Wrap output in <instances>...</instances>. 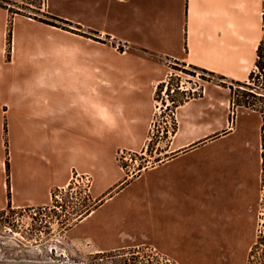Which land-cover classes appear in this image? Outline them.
<instances>
[{
  "label": "crops",
  "instance_id": "obj_1",
  "mask_svg": "<svg viewBox=\"0 0 264 264\" xmlns=\"http://www.w3.org/2000/svg\"><path fill=\"white\" fill-rule=\"evenodd\" d=\"M56 1L81 33L0 4V210L47 206L52 189L89 176L95 208L72 236L95 253L126 248L147 207L169 206L205 234L197 247L252 249L264 91L252 103L249 86L264 0Z\"/></svg>",
  "mask_w": 264,
  "mask_h": 264
},
{
  "label": "rangeland",
  "instance_id": "obj_2",
  "mask_svg": "<svg viewBox=\"0 0 264 264\" xmlns=\"http://www.w3.org/2000/svg\"><path fill=\"white\" fill-rule=\"evenodd\" d=\"M56 2L52 0L53 5ZM0 4L9 7L13 17L26 15L56 27L58 31L81 33L80 26L58 16L59 8L53 6L51 0H0ZM250 79L251 83L264 84V69L257 67ZM239 91L236 89L235 93ZM260 91H264V85L262 90H256L257 93ZM258 96L250 93L249 98H254L252 103H258ZM58 125L55 120V130ZM55 146L58 151V144ZM57 151L53 161L54 169L59 171ZM45 155L48 156V153L43 154L46 161ZM20 156L15 161L18 167L21 165ZM38 156L37 163H41L42 155L38 153ZM137 186H145V183ZM88 189L74 181L66 189H52L47 206L15 208L10 201L5 210H0V264H264V252L259 257L261 259H252L253 248L208 250L197 247L205 234L187 232V217L184 213L175 214L176 207L171 206L165 211L158 209L156 215L153 209L147 207L149 213L137 218L134 235L138 240H132L126 248L95 253L90 245L76 243L72 236L73 228L95 208L89 194L84 195ZM184 203V200L177 202L180 212H184ZM204 261L212 263H202Z\"/></svg>",
  "mask_w": 264,
  "mask_h": 264
},
{
  "label": "built area",
  "instance_id": "obj_3",
  "mask_svg": "<svg viewBox=\"0 0 264 264\" xmlns=\"http://www.w3.org/2000/svg\"><path fill=\"white\" fill-rule=\"evenodd\" d=\"M128 46H120V48H127ZM263 82L259 83L258 85L255 83H251L250 84V93L255 94V95H259L260 93L256 92L257 89L262 90L263 87ZM175 88L172 89V92H175ZM172 118H174V114L171 115ZM76 178L78 179L77 182H75L78 185L84 184L86 187L89 188V185L91 183V178L89 176H84L83 178L76 176ZM263 191H264V186H263ZM89 194V189L86 190L84 192V195L88 196ZM261 239V240H260ZM260 240V241H259ZM253 249H255L254 251V255L252 257V259H261L259 258L261 253L264 252V211H262L260 213V220H259V229H258V240L257 243L255 244V246L253 247ZM257 255V256H256ZM256 263V261L254 262Z\"/></svg>",
  "mask_w": 264,
  "mask_h": 264
},
{
  "label": "trees",
  "instance_id": "obj_4",
  "mask_svg": "<svg viewBox=\"0 0 264 264\" xmlns=\"http://www.w3.org/2000/svg\"><path fill=\"white\" fill-rule=\"evenodd\" d=\"M262 61H264V54L261 51L260 52V56H259V61H258V67H261V68L264 69V62H262Z\"/></svg>",
  "mask_w": 264,
  "mask_h": 264
}]
</instances>
